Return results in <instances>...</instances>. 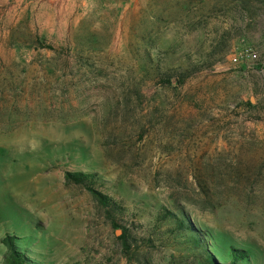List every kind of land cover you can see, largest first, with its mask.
I'll return each instance as SVG.
<instances>
[{
  "label": "rangeland",
  "instance_id": "rangeland-1",
  "mask_svg": "<svg viewBox=\"0 0 264 264\" xmlns=\"http://www.w3.org/2000/svg\"><path fill=\"white\" fill-rule=\"evenodd\" d=\"M66 171L125 207L131 259ZM197 232L264 264V0H0V264L5 235L34 264H201Z\"/></svg>",
  "mask_w": 264,
  "mask_h": 264
},
{
  "label": "trees",
  "instance_id": "trees-1",
  "mask_svg": "<svg viewBox=\"0 0 264 264\" xmlns=\"http://www.w3.org/2000/svg\"><path fill=\"white\" fill-rule=\"evenodd\" d=\"M180 68H178L179 70ZM169 71H177L174 67H169ZM177 74L173 72L170 76H176ZM184 78L182 75L181 78L177 79L178 82H181ZM169 82V79H168ZM65 180L67 182L74 183L79 186L85 187L93 196L94 200L98 203L99 208H101L104 212V216L106 219L113 225L119 226L122 230L120 235V245L123 254L127 257V259H131L133 253L131 252V241L132 237L129 233L126 226H122L119 224V220H122V214L125 211V207L121 206L112 196L104 193L100 189L97 188V176L94 172L91 171H66L65 172ZM166 218L169 220H173L175 224V229L178 231L179 229L187 228L188 230H192V227H185L183 223V219H177L175 215L168 212ZM196 231V230H195ZM198 233V232H197ZM199 235L194 236L192 239H189L191 245L194 248L202 249L205 253L204 259L201 264H227L220 263L217 259L207 250L206 246L202 244L200 233ZM19 237L17 236H9L5 235L1 238V243L4 245V250L1 253V264H34V260L28 255V249L26 247H22L17 243ZM239 251V250H238ZM236 251L234 249V254H231V262L230 264H235L234 257L238 256L239 258L245 257V253L243 251ZM235 253H238L236 255ZM233 257V258H232Z\"/></svg>",
  "mask_w": 264,
  "mask_h": 264
}]
</instances>
